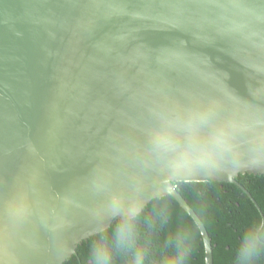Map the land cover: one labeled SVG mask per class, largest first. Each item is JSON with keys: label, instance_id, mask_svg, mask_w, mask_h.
I'll use <instances>...</instances> for the list:
<instances>
[{"label": "water", "instance_id": "95a60500", "mask_svg": "<svg viewBox=\"0 0 264 264\" xmlns=\"http://www.w3.org/2000/svg\"><path fill=\"white\" fill-rule=\"evenodd\" d=\"M264 174V0H0V264H63L177 182Z\"/></svg>", "mask_w": 264, "mask_h": 264}, {"label": "trees", "instance_id": "16d2710c", "mask_svg": "<svg viewBox=\"0 0 264 264\" xmlns=\"http://www.w3.org/2000/svg\"><path fill=\"white\" fill-rule=\"evenodd\" d=\"M175 187L208 232L213 264H264V174ZM63 264H205L199 228L171 196L152 200L135 218L118 219L77 247Z\"/></svg>", "mask_w": 264, "mask_h": 264}]
</instances>
